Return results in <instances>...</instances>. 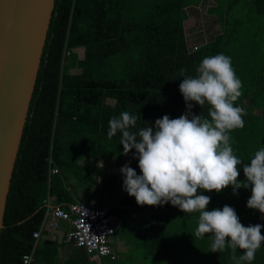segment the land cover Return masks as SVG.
<instances>
[{
    "label": "trees",
    "instance_id": "16d2710c",
    "mask_svg": "<svg viewBox=\"0 0 264 264\" xmlns=\"http://www.w3.org/2000/svg\"><path fill=\"white\" fill-rule=\"evenodd\" d=\"M134 3L56 0L8 194L0 264H25L24 255L33 249L31 264H46L50 251L56 257L54 246H38L33 237L45 217V200L51 196L55 203L68 208L77 200L90 203L97 201L98 195L114 193V176L104 177L94 193L84 185L89 177L101 175L97 168L100 159L114 156L123 159L124 165L130 161L141 174L138 160L133 158L135 150L125 156L120 134L108 138L109 120L129 111L138 116V127H147L164 115L172 119L183 115L186 104L179 89L183 79L180 70L194 76L204 57L219 53L229 56L242 81V95L235 103L245 109V126L231 133L234 153L243 162H250L264 147V93L260 100L250 94L256 87L264 89V44L252 40L243 50L239 36L224 28L209 41L192 47L184 25L189 5L185 0H156L143 17L134 13ZM249 3L258 15L264 14V0ZM221 6L217 2L216 7ZM210 13L214 14L213 9ZM216 19L223 24V15ZM79 47L85 48L83 56L76 51ZM67 48L72 53L63 65ZM259 50L262 64L257 72L250 63L256 61L254 55ZM193 111L207 116L208 105L203 109L196 105ZM50 156L60 169L57 174L50 173ZM244 179L241 167L239 180ZM119 187L123 189V176ZM238 193L234 195L229 186L220 193L202 194L211 197L207 210L228 205L244 226L264 225L261 213L247 207L250 189L240 188ZM111 211L124 221L115 234L132 239L133 249L141 256L139 264H234L230 249L210 252V234L194 239L199 213L185 214L170 202L140 206L126 191ZM133 214L142 217L129 223L127 219ZM242 254L238 249L237 257ZM251 264H264V243Z\"/></svg>",
    "mask_w": 264,
    "mask_h": 264
},
{
    "label": "clouds",
    "instance_id": "9594fccd",
    "mask_svg": "<svg viewBox=\"0 0 264 264\" xmlns=\"http://www.w3.org/2000/svg\"><path fill=\"white\" fill-rule=\"evenodd\" d=\"M179 85L186 112L172 119L164 115L154 125L138 127V116L123 111L108 122L107 136L120 134L125 156L135 150L141 174L130 166L121 167L123 190L140 206H162L169 202L186 213H199L194 239L210 234V252L231 250L234 264H251L264 243V225L244 226L236 210L228 205L207 210L211 197L203 192L220 193L229 186L238 195L250 189L249 209L264 218V147L250 162H243L232 146L231 133L245 126L243 107L236 101L242 95L229 56L219 53L204 57L195 75L180 70ZM208 105V113L196 114L193 108ZM242 167L245 179L239 180ZM242 255L237 257V250Z\"/></svg>",
    "mask_w": 264,
    "mask_h": 264
},
{
    "label": "water",
    "instance_id": "95a60500",
    "mask_svg": "<svg viewBox=\"0 0 264 264\" xmlns=\"http://www.w3.org/2000/svg\"><path fill=\"white\" fill-rule=\"evenodd\" d=\"M56 0H0V238Z\"/></svg>",
    "mask_w": 264,
    "mask_h": 264
},
{
    "label": "built area",
    "instance_id": "2783aa9c",
    "mask_svg": "<svg viewBox=\"0 0 264 264\" xmlns=\"http://www.w3.org/2000/svg\"><path fill=\"white\" fill-rule=\"evenodd\" d=\"M71 53V48L65 50L63 65L67 64ZM49 164L51 174L60 172L51 156ZM45 204V217L39 228L33 232L36 244L45 232L66 228V240L93 255L100 264H125L112 244L121 218L111 211L115 205L108 199V194L90 203L77 200L68 208L55 203L51 196L45 200ZM23 259L25 264H31L34 261V249L25 254Z\"/></svg>",
    "mask_w": 264,
    "mask_h": 264
},
{
    "label": "rangeland",
    "instance_id": "374dc122",
    "mask_svg": "<svg viewBox=\"0 0 264 264\" xmlns=\"http://www.w3.org/2000/svg\"><path fill=\"white\" fill-rule=\"evenodd\" d=\"M185 1L187 2V4H190L189 6L194 7L208 0H185ZM214 1L216 2L220 1L223 6L222 9H219L216 6H215L216 8H212L213 13L217 17H219L220 15H223V20H222L223 24L221 23L222 29L226 28V31L228 33L231 32V33L237 34L239 36L238 44L243 50L245 47L247 48L249 45H252V40L253 42H255L256 40L264 44V14L258 15L254 11V9L250 8L249 2L251 0H237L232 5H231L232 0H214ZM155 2L156 0H136L134 3L135 9H133V11L138 17L146 16L150 12ZM205 10L207 9H203L202 12L198 9H186V11L190 15H193V13L197 11L201 19V20L199 19L200 21L196 24L193 19L185 23L187 34H188V37L190 38L189 44L191 46L194 43L199 42L196 40V36L194 33L201 30V34H205V36L211 35L213 34L214 28L216 27V25H214V22H215L214 18L210 16L209 14H206ZM201 24H203V26ZM207 26H208V30H205ZM76 51L77 52L79 51L78 48H76ZM260 53H261V50H259L257 55H254V57H257L256 61L253 63H250L253 66H255L257 72L260 71L259 65L262 64V58L259 56ZM263 93H264L263 88L256 87L255 89H253V92L250 94L251 96L255 95L254 97L255 100L257 99L260 100L263 96ZM108 101L110 103L113 102L111 99H109ZM257 112L259 113L258 110ZM124 162L125 161L123 159L116 158L114 156L113 157L109 156L104 159H100L99 161H97V168L101 171V175L95 178L94 176L93 178L89 177L87 180L84 181L85 187L89 189L91 193H94L96 191V187H98V185L102 182L104 177L114 176L116 183H117L116 184L117 187L115 188L114 193H112L111 195L108 194V199L112 202L113 205H116L118 201L120 200V198L122 197V195L124 194V190L119 187V183L122 177L120 169L122 166H124ZM82 193L83 192L81 191V194ZM98 196L101 197L103 195L101 194ZM106 196L107 194L104 195V197ZM56 231H53V232H56ZM45 236L46 235H44V237ZM45 239L46 238L42 239V241L40 242V246L44 245ZM113 245L116 246V242H114Z\"/></svg>",
    "mask_w": 264,
    "mask_h": 264
},
{
    "label": "crops",
    "instance_id": "0c3cea01",
    "mask_svg": "<svg viewBox=\"0 0 264 264\" xmlns=\"http://www.w3.org/2000/svg\"><path fill=\"white\" fill-rule=\"evenodd\" d=\"M189 5L187 6V9H198L201 12L203 9H207L205 10V13L209 14L210 16L214 18V21H215L214 25H216V27L214 28L213 34L218 33L219 31L222 30L221 24L216 19V16L210 13V9L215 8V6L217 5L216 1L208 0L194 7L189 6ZM132 9H135V7L133 6ZM195 13H197V11H195L193 15H190L188 13V18L185 20L184 25L187 21L189 20L191 21L192 19L195 21V24L201 20L199 17V14L198 13L195 14ZM201 25L203 26V24ZM205 30H208V26L206 27ZM185 31H186L187 40L190 42V38L188 37L187 30H186V25H185ZM194 34L196 36V40L199 42H203V41L207 42L213 36L212 34L205 36V34H201V30L197 31ZM198 43H194V44H198ZM78 50H79V55L83 56L85 52V48L79 47ZM141 217L142 216L140 214H133L130 217H128L127 221L129 223H132V220L137 221L141 219ZM121 222H122V219H120L118 227L121 225ZM63 225L66 226V223H63ZM56 230L47 231L46 233L43 234L42 238L37 242V245L39 246L42 239L46 238L44 240V244L52 245L54 246L52 248L56 249V257L53 256V253H52L53 251H50L51 253L48 256L49 261L46 264H100L99 260L95 259L93 255L88 254L84 249L78 248L66 240V228L56 229ZM53 231H56V232H53ZM44 235L46 236L44 237ZM114 242H116V246L114 247L119 252L121 256V260H123L125 264H139L141 256L136 252L135 249H133L131 238L123 236V234H120V235L115 234L112 244Z\"/></svg>",
    "mask_w": 264,
    "mask_h": 264
}]
</instances>
